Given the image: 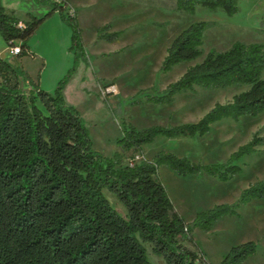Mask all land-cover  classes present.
<instances>
[{
  "label": "trees",
  "instance_id": "16d2710c",
  "mask_svg": "<svg viewBox=\"0 0 264 264\" xmlns=\"http://www.w3.org/2000/svg\"><path fill=\"white\" fill-rule=\"evenodd\" d=\"M38 1L51 10L42 18L28 14L27 21L0 3V37L6 45L20 47L18 59L34 57L28 41L57 11L71 28L75 64L85 60L77 12H71L66 0L59 5ZM197 7L228 16L239 11L238 0H174L178 12L193 14ZM207 27L206 22H197L175 37L162 64L163 74L202 55ZM102 38L113 41L99 34ZM73 71L49 93L21 67L0 57V264H151L145 245L164 264H210L193 238L194 230L209 233L221 218L239 216L242 207L264 199V179L242 190L235 202L200 211L186 222L158 170L166 166L182 177L206 175L228 182L242 172L244 158L259 155L264 137L255 133L225 162L213 164L167 151L145 160L142 147L158 137H203L222 120L238 121L264 112V45L235 42L226 51L208 53L165 89L152 87L154 93L145 95V101L154 104L171 103L196 88L245 85L248 89L231 101L215 104L194 123L137 129L124 120L118 151L111 157L94 151L80 113L65 104L63 90ZM21 79L28 82V92ZM105 189L126 208L125 216L111 206ZM256 252L254 241L238 244L220 264H243Z\"/></svg>",
  "mask_w": 264,
  "mask_h": 264
},
{
  "label": "rangeland",
  "instance_id": "374dc122",
  "mask_svg": "<svg viewBox=\"0 0 264 264\" xmlns=\"http://www.w3.org/2000/svg\"><path fill=\"white\" fill-rule=\"evenodd\" d=\"M69 1L78 13L85 60L75 64L74 51L70 50L71 28L57 11L29 39L34 57L18 59L11 55L1 37L0 57L21 67L49 93L74 69L63 90L65 104L78 110L94 151L107 157L118 151L116 141L122 136L120 125L124 120L137 129L194 123L215 104L231 101L234 95L248 89L245 85L197 88L195 93L177 95L171 103L154 104L145 101V95L154 93L152 87L165 89L189 67L201 63L208 53L226 51L235 42L264 45V0H238L239 11L232 16L202 7H197L193 14H185L174 8V0ZM0 3L23 21L29 19L28 14L42 18L51 10L49 4L38 0H0ZM197 22L208 24L202 55L163 74L162 64L171 43L181 31ZM106 25L99 33L98 29ZM99 34L113 41L98 39ZM21 86L25 92L29 91L24 79ZM255 133L264 137V112L243 116L238 121L222 120L203 137H158L142 147L143 158L150 160L157 152L167 151L196 163H222ZM259 150V155L240 162L242 172L228 182L206 175L182 177L166 166L159 168L158 176L176 210L186 222H191L200 211L235 202L242 190L264 179V144ZM104 194L120 215L127 214L114 194L106 189ZM193 238L210 264H220L231 247L247 241L257 244V252L243 264H264V199L242 207L239 216L221 218L209 233L194 230ZM145 247L151 264H164L152 253L150 245Z\"/></svg>",
  "mask_w": 264,
  "mask_h": 264
},
{
  "label": "built area",
  "instance_id": "2783aa9c",
  "mask_svg": "<svg viewBox=\"0 0 264 264\" xmlns=\"http://www.w3.org/2000/svg\"><path fill=\"white\" fill-rule=\"evenodd\" d=\"M43 1H47L49 3H53V4H62L63 0H43ZM71 7V6H70ZM74 11L71 8V12ZM20 52V47L15 46V47H11L10 48V54L16 56L18 53Z\"/></svg>",
  "mask_w": 264,
  "mask_h": 264
},
{
  "label": "crops",
  "instance_id": "0c3cea01",
  "mask_svg": "<svg viewBox=\"0 0 264 264\" xmlns=\"http://www.w3.org/2000/svg\"><path fill=\"white\" fill-rule=\"evenodd\" d=\"M68 3H69V5L71 6V8L74 10V8H73V6L71 5V2L69 1V0H66ZM74 11H76V10H74ZM77 12V11H76ZM77 18H78V13H77ZM20 19V18H19ZM21 20V19H20ZM23 21V20H22ZM79 21V20H78ZM30 48V47H29ZM4 50V49H3ZM30 51H31V49H30ZM67 66V65H66ZM64 68H65V66H64ZM64 70V69H63ZM54 84H55V82H53L52 83V85H51V88H53L54 87ZM197 89V88H196ZM219 123V122H218ZM216 124V123H215ZM195 177H199V176H195Z\"/></svg>",
  "mask_w": 264,
  "mask_h": 264
}]
</instances>
